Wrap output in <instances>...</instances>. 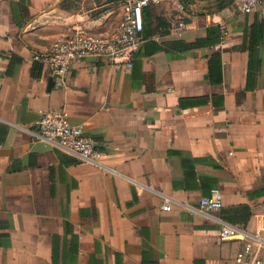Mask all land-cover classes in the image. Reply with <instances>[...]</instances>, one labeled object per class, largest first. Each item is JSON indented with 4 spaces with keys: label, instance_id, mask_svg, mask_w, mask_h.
Returning a JSON list of instances; mask_svg holds the SVG:
<instances>
[{
    "label": "crops",
    "instance_id": "obj_1",
    "mask_svg": "<svg viewBox=\"0 0 264 264\" xmlns=\"http://www.w3.org/2000/svg\"><path fill=\"white\" fill-rule=\"evenodd\" d=\"M150 10L128 72L84 59L56 78L39 55L76 27L115 33L122 8L0 0V264H231L242 242L221 239L219 220L264 245V6ZM59 110L102 169L31 135ZM213 189L219 212L190 216L175 203ZM153 191L174 201L169 212Z\"/></svg>",
    "mask_w": 264,
    "mask_h": 264
},
{
    "label": "built area",
    "instance_id": "obj_2",
    "mask_svg": "<svg viewBox=\"0 0 264 264\" xmlns=\"http://www.w3.org/2000/svg\"><path fill=\"white\" fill-rule=\"evenodd\" d=\"M114 2L122 8L120 26L115 33L94 35L82 27H76L69 34L57 38L39 55L38 58L48 65L53 77H63L70 64L76 60L98 58L106 59L115 70L123 69L128 72L132 68L135 53L143 42V10L146 7H156L168 2L184 15L182 17L193 15L180 0H114ZM231 3L234 11L241 14L255 13L264 6V0H231ZM185 27L182 19L175 21L170 27V33L177 34ZM31 135L49 146L58 148L81 164L103 168L99 160L101 153L95 149L91 140L84 137L81 126L70 123L68 114L63 110L43 112L36 130L31 132ZM129 181L136 184L132 180ZM157 194L162 200L161 209L169 212L174 201L168 196ZM175 203L190 216H207L221 210L222 195L213 189L195 205ZM218 222L221 239L242 242L231 264H262L264 245L260 240L251 238L236 225L222 220Z\"/></svg>",
    "mask_w": 264,
    "mask_h": 264
},
{
    "label": "rangeland",
    "instance_id": "obj_3",
    "mask_svg": "<svg viewBox=\"0 0 264 264\" xmlns=\"http://www.w3.org/2000/svg\"><path fill=\"white\" fill-rule=\"evenodd\" d=\"M180 1L188 9H191V7L189 6V4L191 5V1L192 2L197 1V3H195L196 7L191 9L196 14L203 12V11L213 12V10L216 9L219 5H225V8L223 9L225 10V13H224L225 15H229L230 13L235 12L233 9L231 0H195V1L194 0H180Z\"/></svg>",
    "mask_w": 264,
    "mask_h": 264
},
{
    "label": "trees",
    "instance_id": "obj_4",
    "mask_svg": "<svg viewBox=\"0 0 264 264\" xmlns=\"http://www.w3.org/2000/svg\"><path fill=\"white\" fill-rule=\"evenodd\" d=\"M151 7L152 6H149V7H146L144 8L143 10V18H145V20L148 21V24L150 26V18H151ZM225 8V5H219L216 9L213 10V12H220L222 9Z\"/></svg>",
    "mask_w": 264,
    "mask_h": 264
},
{
    "label": "water",
    "instance_id": "obj_5",
    "mask_svg": "<svg viewBox=\"0 0 264 264\" xmlns=\"http://www.w3.org/2000/svg\"><path fill=\"white\" fill-rule=\"evenodd\" d=\"M50 86H52V81L50 80Z\"/></svg>",
    "mask_w": 264,
    "mask_h": 264
}]
</instances>
